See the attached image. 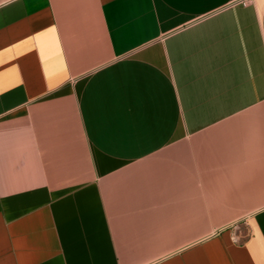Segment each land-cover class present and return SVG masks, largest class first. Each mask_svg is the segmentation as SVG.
I'll return each mask as SVG.
<instances>
[{
	"label": "crops",
	"instance_id": "obj_1",
	"mask_svg": "<svg viewBox=\"0 0 264 264\" xmlns=\"http://www.w3.org/2000/svg\"><path fill=\"white\" fill-rule=\"evenodd\" d=\"M0 264H264V0H0Z\"/></svg>",
	"mask_w": 264,
	"mask_h": 264
},
{
	"label": "built area",
	"instance_id": "obj_2",
	"mask_svg": "<svg viewBox=\"0 0 264 264\" xmlns=\"http://www.w3.org/2000/svg\"><path fill=\"white\" fill-rule=\"evenodd\" d=\"M244 4H246V3H244Z\"/></svg>",
	"mask_w": 264,
	"mask_h": 264
}]
</instances>
